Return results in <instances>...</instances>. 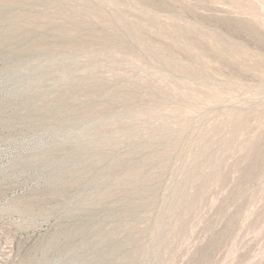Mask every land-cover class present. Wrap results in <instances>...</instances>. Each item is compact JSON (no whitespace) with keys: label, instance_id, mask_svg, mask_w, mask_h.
<instances>
[{"label":"rangeland","instance_id":"374dc122","mask_svg":"<svg viewBox=\"0 0 264 264\" xmlns=\"http://www.w3.org/2000/svg\"><path fill=\"white\" fill-rule=\"evenodd\" d=\"M0 264H264V0H0Z\"/></svg>","mask_w":264,"mask_h":264}]
</instances>
